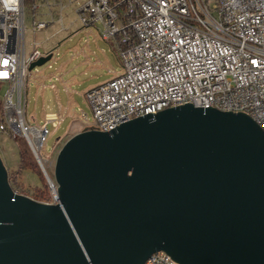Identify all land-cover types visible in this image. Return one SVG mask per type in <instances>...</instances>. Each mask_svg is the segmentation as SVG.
I'll list each match as a JSON object with an SVG mask.
<instances>
[{"label":"water","instance_id":"water-1","mask_svg":"<svg viewBox=\"0 0 264 264\" xmlns=\"http://www.w3.org/2000/svg\"><path fill=\"white\" fill-rule=\"evenodd\" d=\"M36 160L55 204L15 193L0 158V264H264V132L244 113L186 102L73 134L53 178Z\"/></svg>","mask_w":264,"mask_h":264},{"label":"built area","instance_id":"built-area-1","mask_svg":"<svg viewBox=\"0 0 264 264\" xmlns=\"http://www.w3.org/2000/svg\"><path fill=\"white\" fill-rule=\"evenodd\" d=\"M73 2L79 29L100 26L122 62L121 73L84 92L93 119L87 128L107 131L189 102L244 113L264 132V0H68ZM66 5L63 0H0V74L6 73L0 75V144L9 140L16 147L23 138L43 166L47 160L39 152L51 132L47 122L25 119L24 87L29 65L47 53L34 41L26 51V10L32 33L54 23L62 32L73 24L63 23ZM62 121L58 115L57 123ZM47 182L44 203L55 204L56 185ZM143 264L179 263L156 251Z\"/></svg>","mask_w":264,"mask_h":264},{"label":"rangeland","instance_id":"rangeland-1","mask_svg":"<svg viewBox=\"0 0 264 264\" xmlns=\"http://www.w3.org/2000/svg\"><path fill=\"white\" fill-rule=\"evenodd\" d=\"M63 2L67 4L63 10V23L65 27H68L71 22L73 24L67 30L59 32L54 38L48 39L47 36L51 32H57L60 24L54 23L46 31L33 34L30 28L31 17L27 10L25 18V44L27 52L30 51V43L34 40L38 43L37 47L42 53H44L46 46L55 43L51 59L45 64L29 71L24 87L25 119L30 123L43 122V116L47 120H50L48 122V129L51 133L41 148L39 155L42 159L47 160L44 166L52 178L54 160L58 150L65 141L63 139L66 133L75 125L85 126L87 128L93 123L91 110L83 94L84 90L89 86L92 87L107 81L122 72V62L117 54L113 41L111 39H104L101 36L100 26L99 29L94 26L79 29L80 25L76 21V14L74 12L76 3L68 4V0H63ZM43 18L46 19V17ZM69 58H73V62L67 65V73L69 75L75 74L79 82L70 86L72 90L70 95L72 104L69 108L68 115L64 117L61 124H58L56 106L52 102L51 92L49 89L45 92L46 105L45 113H43V107L41 105L42 96L37 95L38 88L36 83L38 82V77L54 71L55 68L62 66L64 61ZM83 60H87L88 63H82ZM67 73L63 74L64 79H67ZM51 81L57 84V80L53 77L47 81V84L51 83ZM59 97L62 104L65 105L67 96L63 90L60 91ZM9 145L12 147L14 144L9 140L4 145L3 143L0 144V158L7 171L14 178H11L12 180L9 182L11 186L18 190V193L28 194H32L35 187H43V189L48 187V182L42 170L44 181L43 179L41 181L36 171L29 168L22 170L19 168V149L26 152L33 166L38 165L35 156L25 141L22 138L18 139L17 146L15 147L14 145L12 150L6 149ZM38 167L40 168L39 165Z\"/></svg>","mask_w":264,"mask_h":264},{"label":"crops","instance_id":"crops-1","mask_svg":"<svg viewBox=\"0 0 264 264\" xmlns=\"http://www.w3.org/2000/svg\"><path fill=\"white\" fill-rule=\"evenodd\" d=\"M43 31H46V30H43ZM43 31H39V32H43ZM39 32H36V33H39ZM59 32H51L47 38L48 39H51V38H54ZM35 34V33H33ZM53 35V36H51ZM33 42V41H32ZM34 42L38 45V43L34 40ZM31 44V43H30ZM55 46V43H52L48 46H46L44 48V52H46L48 54H51L52 56V50H53V47ZM73 62V58H69L67 60L64 61L63 65L62 66H59L57 68H55L54 71H51L47 74H44V75H41L40 77H38V82L36 83L37 85V95H41V101H42V111L43 113H45V105H46V99H45V92L47 89H49V91L51 92L52 94V102L54 103V105L56 106V112H57V116L60 115L63 117V120H64V117L66 115H68V111H69V108L72 104V99H71V88L70 86L74 83H77L79 82L77 80V77L75 74H72V75H69L67 72H68V68H67V65H69V63ZM82 63H88L87 60H83ZM67 73L68 74V77L67 79H64L63 77V74ZM54 78L57 80V84L52 82L47 84V81L50 80L51 78ZM91 86H89L88 88H90ZM87 88V89H88ZM85 89L84 92L87 90ZM63 90L67 96V101H66V104L63 105L62 102H61V99L59 97V93L60 91ZM83 92V94H84ZM38 98V96H37ZM50 120H47L44 116H43V122L41 123H33V124H36V125H41V124H44L45 122H47V127H48V122ZM63 122V121H62ZM84 128H86L85 126H73L70 128V130L66 133V135L64 136V140L68 139L70 136H72L73 134L83 130ZM4 145V143H3ZM5 147V146H4ZM7 149V148H6Z\"/></svg>","mask_w":264,"mask_h":264},{"label":"trees","instance_id":"trees-1","mask_svg":"<svg viewBox=\"0 0 264 264\" xmlns=\"http://www.w3.org/2000/svg\"><path fill=\"white\" fill-rule=\"evenodd\" d=\"M0 111H1V101H0ZM21 139V138H19ZM23 139V138H22ZM24 140V139H23ZM25 141V140H24ZM26 143V142H25ZM18 156H19V168L22 170V169H26V168H29L31 170H34L36 171L39 176H40V179L42 181H44V176L41 172V169L38 167V165L36 166H33L32 162L30 161L28 155L26 154L25 151L19 149L18 150ZM47 170V169H46ZM48 173V171H47ZM49 174V173H48ZM50 176V175H49ZM7 177H8V181L10 182L13 178V176L10 175V173L7 171ZM51 177V176H50ZM12 178V179H11ZM52 178V177H51ZM47 186V185H46ZM34 192L32 194H28V193H23L25 195H29L30 197H32L33 199L39 201V202H47L49 200V193H48V187H46L45 189H43V187L41 188H38V187H35L34 188ZM45 191H46V194H45ZM22 193V192H21Z\"/></svg>","mask_w":264,"mask_h":264},{"label":"snow or ice","instance_id":"snow-or-ice-1","mask_svg":"<svg viewBox=\"0 0 264 264\" xmlns=\"http://www.w3.org/2000/svg\"><path fill=\"white\" fill-rule=\"evenodd\" d=\"M4 63H7V61H5ZM255 63V62H254ZM0 75H6V73H2V74H0Z\"/></svg>","mask_w":264,"mask_h":264}]
</instances>
